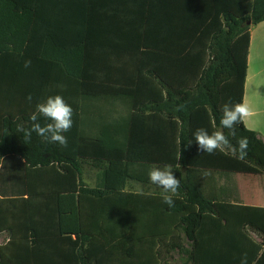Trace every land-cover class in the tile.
Segmentation results:
<instances>
[{
    "label": "trees",
    "instance_id": "trees-1",
    "mask_svg": "<svg viewBox=\"0 0 264 264\" xmlns=\"http://www.w3.org/2000/svg\"><path fill=\"white\" fill-rule=\"evenodd\" d=\"M263 21L264 0H0V234L9 237L0 264H169L174 251L189 264H241L245 254L247 264H264V209L208 200L197 182L199 171L264 174V143L243 122L213 154L194 136L198 128L228 135L221 106L243 103L250 29ZM117 26L126 29L117 56L128 36V56L145 57L151 85L129 70L124 79L94 76L103 75L94 59L104 51L95 47ZM192 31L199 48L176 43ZM52 95L73 109L67 147L35 133L25 143L17 124L30 127ZM105 105L123 107L125 122ZM86 114L99 118L93 133ZM239 137L248 138L243 159ZM84 159L127 175L171 166L184 196L169 207L159 195L90 188Z\"/></svg>",
    "mask_w": 264,
    "mask_h": 264
},
{
    "label": "crops",
    "instance_id": "crops-1",
    "mask_svg": "<svg viewBox=\"0 0 264 264\" xmlns=\"http://www.w3.org/2000/svg\"><path fill=\"white\" fill-rule=\"evenodd\" d=\"M123 30H126L125 27L117 26L115 30L111 28L108 33H105L107 32L106 29L103 32L105 33L103 38L106 39L108 37L109 43L102 40L101 43L96 45V49L101 47L104 51L101 53L102 55H95L96 57L94 59L96 64H101L103 66V70L101 71L103 75L94 76L102 79H124L126 78L125 72L129 70L134 77L142 81V85L144 83L143 81L151 85V78L145 75V72H142L141 75V70L144 69V67L139 66L143 63L145 57L143 55L128 56V36H126L121 48L122 55L117 56L121 37L120 33L123 32ZM54 74H57L55 80H63L62 73ZM62 87L63 85L61 88ZM243 103L248 105L252 112L249 118L242 121L243 125L247 130L255 132L258 138L264 143V21L250 29V46L247 59ZM106 106L107 105H105V107ZM105 107L102 109L108 111L116 110L117 114H114V118L121 120L123 123L125 122L126 115L123 111V107L114 108L110 105L107 106L106 109ZM85 117L86 129L93 133L94 126L96 128V124L100 122L99 118L93 114H86ZM132 120L133 122H145L150 120V116L149 114H133ZM99 131L100 129L98 132ZM125 165L127 164H121L120 166ZM81 166L83 170V181L86 186L90 188L159 196L166 194L163 192V189L152 184L149 180V171L153 167H165L161 164H154L151 166L138 165V167H144L145 172L144 174L143 172L141 174H135L136 176L133 174L127 175L123 173V171L122 174L120 172H112L115 165L110 162L84 159L81 160ZM123 169L122 167V170ZM197 182L200 193L208 200L230 205L264 209V174H242L220 170L199 171ZM173 196L183 197L184 194L178 191ZM2 235H5L6 241L1 243L0 246L5 245L9 239L7 234H0V236ZM252 236L256 241L260 240L256 234L252 233Z\"/></svg>",
    "mask_w": 264,
    "mask_h": 264
},
{
    "label": "clouds",
    "instance_id": "clouds-1",
    "mask_svg": "<svg viewBox=\"0 0 264 264\" xmlns=\"http://www.w3.org/2000/svg\"><path fill=\"white\" fill-rule=\"evenodd\" d=\"M30 66L31 61L25 60L24 67L29 68ZM26 99L31 102L33 99L32 94L29 93ZM221 111L222 117L220 119V125L222 128L229 130L228 135H225L223 131H215L209 134L207 129L198 128L194 133L195 141L199 149L203 152L213 154L217 150H222L226 146H230L228 136L235 137L236 125L252 115L248 105L242 102L235 104L226 102L221 106ZM72 116L73 109L66 103L63 96H48L42 102L37 103L35 112L29 116V121L31 122L30 127L17 124L16 131L23 133L25 143H31L32 135L35 133L37 137L42 138V142L67 147L68 141L64 133L69 132L72 128ZM41 117L49 122L42 124ZM189 144H191V142H189ZM237 145L238 158H245L248 149V138L239 137V139H237ZM149 180L152 184L163 189V192L166 193L162 198L163 203L169 207H173V195L178 192L181 180L173 175L171 166H165L163 168L153 167L149 171ZM241 264H247V254H245Z\"/></svg>",
    "mask_w": 264,
    "mask_h": 264
},
{
    "label": "rangeland",
    "instance_id": "rangeland-1",
    "mask_svg": "<svg viewBox=\"0 0 264 264\" xmlns=\"http://www.w3.org/2000/svg\"><path fill=\"white\" fill-rule=\"evenodd\" d=\"M181 34V33H180ZM196 33L193 31L191 33L188 32H182V35H176L175 34V40L176 43L181 42L182 45L185 48H192L193 50L196 48H199L200 45L197 43L198 38H195ZM182 36V38H176ZM197 43V44H196ZM1 174L5 175L4 180H0V184L5 185L7 183V175L5 170H0V176ZM5 236V235H4ZM3 235L0 236V244L4 243L6 241V237ZM188 245V243H186ZM169 264H189V260L186 254L178 253L177 251H174L171 256L168 255Z\"/></svg>",
    "mask_w": 264,
    "mask_h": 264
}]
</instances>
